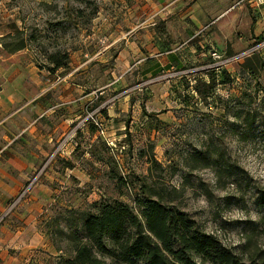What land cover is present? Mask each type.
<instances>
[{"label": "rangeland", "instance_id": "obj_1", "mask_svg": "<svg viewBox=\"0 0 264 264\" xmlns=\"http://www.w3.org/2000/svg\"><path fill=\"white\" fill-rule=\"evenodd\" d=\"M212 1L0 0V119L16 124H3L0 148L33 165L18 179L8 211L31 213L28 223L48 240L31 249L26 264L71 258L70 224L93 213L94 203L132 205L134 177L147 178L151 150L163 168L156 180L182 191L175 204L198 228L244 261L258 254L264 264V206L257 204L264 192V55L230 64L209 55L211 48L221 58L250 48L260 36L252 33L260 12H235L232 42L190 40L196 25L218 14L206 11ZM238 1L221 6L239 8ZM14 35L26 47L10 54L1 43ZM53 54L66 56L63 67L50 63ZM211 144L244 174L218 181L210 169L188 173L187 156ZM91 150L134 190L118 188ZM18 216L11 221L25 226Z\"/></svg>", "mask_w": 264, "mask_h": 264}, {"label": "trees", "instance_id": "obj_2", "mask_svg": "<svg viewBox=\"0 0 264 264\" xmlns=\"http://www.w3.org/2000/svg\"><path fill=\"white\" fill-rule=\"evenodd\" d=\"M15 37L11 36L10 42L2 40L1 46L7 53L14 54L26 47L23 38ZM61 58L66 56L48 57L56 68L64 66ZM244 119L245 126L253 125V114L247 112ZM220 151L211 144L191 152L185 160L188 173L210 169L218 181L243 175V170L226 161ZM90 153L109 165L118 188L134 190L128 176L114 172L112 161L97 156L92 150ZM147 162L150 182L145 177H134L137 194L132 196V205L119 199L94 203L93 213H81L78 223L71 222L70 227L75 228L67 232L66 238L73 256L61 258L58 264H109L106 260L110 264H262L258 254L249 255L244 261L242 255L223 247L216 236L198 228L175 204L182 191L156 180L163 168L154 159L152 150ZM257 204L264 206V192L259 193Z\"/></svg>", "mask_w": 264, "mask_h": 264}, {"label": "crops", "instance_id": "obj_3", "mask_svg": "<svg viewBox=\"0 0 264 264\" xmlns=\"http://www.w3.org/2000/svg\"><path fill=\"white\" fill-rule=\"evenodd\" d=\"M239 2L240 1L237 3L239 8H236V3L234 2V5L222 7L221 4H224L225 0H213L208 4L206 11L209 9L211 12H216L219 8L218 14L212 22L207 23L206 25H194L196 29L192 31L190 40L198 33V31L204 30L203 33L195 39H202L203 42L210 45L212 42H215L216 38H218L220 42H223V39L232 42L233 36L231 34V29L235 27V22L237 21L235 12L243 11L244 8L246 9L247 7L252 10H257L247 1ZM233 6L234 9H232ZM235 8L239 10H236ZM259 12L260 16L252 25V33L255 34V36H257V33H260L262 29L264 7L261 8ZM226 21L234 22L232 27L229 26L227 29H224V22ZM251 23L252 21L250 22V26ZM225 32L227 33L225 34ZM7 120L12 128L15 127V120H11L10 116H6L5 118L0 119V132L2 129H5L3 124ZM3 138L6 139V136L3 135ZM8 145H11V141L7 142L6 146ZM25 156H27V154H25ZM32 169L33 165L29 159L25 157L19 159L15 150H7V147L0 148V264H26L34 256V252L31 249L40 247L45 248L48 246V240L46 236L44 237L43 232L37 230L35 224L28 223L31 219V213H23V216L19 217L17 212L11 213V211H8L16 200L18 192L21 190V184L18 182V179H24ZM26 201V199L25 201L22 200L20 204L23 205ZM28 201H30V199ZM7 211L11 216L6 213ZM25 215L28 216L25 217ZM17 216L19 217L20 222L22 221L21 218L25 219V221H23L25 226H17L11 221L12 217L16 219ZM18 239H20V241Z\"/></svg>", "mask_w": 264, "mask_h": 264}, {"label": "built area", "instance_id": "obj_4", "mask_svg": "<svg viewBox=\"0 0 264 264\" xmlns=\"http://www.w3.org/2000/svg\"><path fill=\"white\" fill-rule=\"evenodd\" d=\"M245 1L251 3L253 7L257 10H260L264 7V0H240V2ZM203 31L204 30L198 31V33L193 36L192 39H195L200 36ZM211 49L212 50L209 55L212 57L213 60L221 61L222 64H230L232 62H236L243 58H248L254 55H259L261 57L262 55H264V19L262 20V29L260 32V36L257 39L253 40V44L247 50H244L243 52L230 57L224 56L221 58V55L217 51H214V48Z\"/></svg>", "mask_w": 264, "mask_h": 264}]
</instances>
